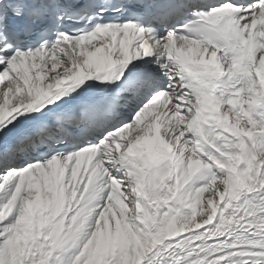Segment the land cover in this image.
Wrapping results in <instances>:
<instances>
[{"label": "snow or ice", "instance_id": "1", "mask_svg": "<svg viewBox=\"0 0 264 264\" xmlns=\"http://www.w3.org/2000/svg\"><path fill=\"white\" fill-rule=\"evenodd\" d=\"M0 264H264V0H0Z\"/></svg>", "mask_w": 264, "mask_h": 264}, {"label": "bare ground", "instance_id": "2", "mask_svg": "<svg viewBox=\"0 0 264 264\" xmlns=\"http://www.w3.org/2000/svg\"><path fill=\"white\" fill-rule=\"evenodd\" d=\"M205 196H207V194H205ZM184 235H187V233H185Z\"/></svg>", "mask_w": 264, "mask_h": 264}]
</instances>
